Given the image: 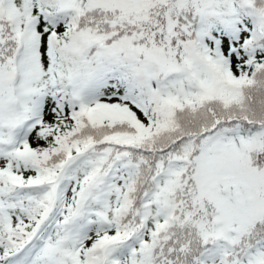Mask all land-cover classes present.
I'll return each mask as SVG.
<instances>
[{
  "label": "snow or ice",
  "instance_id": "obj_1",
  "mask_svg": "<svg viewBox=\"0 0 264 264\" xmlns=\"http://www.w3.org/2000/svg\"><path fill=\"white\" fill-rule=\"evenodd\" d=\"M0 264H264V0H0Z\"/></svg>",
  "mask_w": 264,
  "mask_h": 264
}]
</instances>
